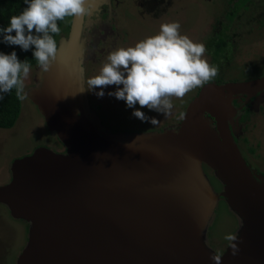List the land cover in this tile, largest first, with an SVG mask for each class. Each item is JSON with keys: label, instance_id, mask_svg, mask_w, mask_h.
Returning a JSON list of instances; mask_svg holds the SVG:
<instances>
[{"label": "water", "instance_id": "obj_1", "mask_svg": "<svg viewBox=\"0 0 264 264\" xmlns=\"http://www.w3.org/2000/svg\"><path fill=\"white\" fill-rule=\"evenodd\" d=\"M105 1L94 0V10ZM84 27L85 17L71 19L56 63L43 74L38 66L39 85L25 92L65 151L38 147L12 162L11 181L0 186V202L29 223L17 264H215L206 235L220 197L241 221L221 264H264V178L230 126L235 96L264 90V75L211 81L177 124L109 131L81 92Z\"/></svg>", "mask_w": 264, "mask_h": 264}, {"label": "rangeland", "instance_id": "obj_2", "mask_svg": "<svg viewBox=\"0 0 264 264\" xmlns=\"http://www.w3.org/2000/svg\"><path fill=\"white\" fill-rule=\"evenodd\" d=\"M139 1L140 0H124L121 2L122 7L125 5V7L127 6V8H129L125 9L127 10L125 14L129 15V23L131 24L126 30L129 31L130 34L132 31V35L128 36L126 42H118L117 39L119 37L115 39L109 53L121 47H132L130 46L132 38L137 40L134 41L135 45L147 37L158 34L161 24L179 22L182 35L188 36L193 42L203 43L206 46L205 58L214 66H216V63L211 60V54L206 45L207 37L213 32L212 24L220 19L221 16L225 15V11L229 8H225V4L230 5L228 10L234 7L239 8L240 6H242L240 10H242L245 6L243 0H159L161 2L155 4L160 8L159 16H157L159 18L156 19L151 13H144L141 8H139ZM261 1L262 0H259V2ZM151 4H153V2H151ZM155 5L154 7L151 6V8H156L157 6ZM129 10L136 15H131ZM153 14L155 15L154 12ZM71 19L72 18L66 19V24L61 31V36L65 35V31H67L66 27L71 23ZM253 19L257 20L256 18ZM137 27L138 33L136 35V32H133L131 29ZM245 28L246 27L242 28V30ZM259 31H261V29L255 26L251 38L249 35H246L250 42L255 41L253 43L254 46L247 43L245 38L239 39L241 44L239 45L238 52L234 55V58L231 59L230 55L226 56V58L230 60L227 59L222 61L221 64L227 66L222 68L228 70L225 69L226 71H220L221 75L218 79H222L223 82L226 80L246 81L255 79L256 77L258 78L259 75L264 74V60L262 59L264 58V43L262 40L256 39V36H264V33ZM116 41L117 43H114ZM108 55L109 54L105 57L102 56L100 68L107 62ZM220 57L222 56H219V58ZM104 60L105 63L103 62ZM248 60L249 62H247ZM37 72L38 67H31L29 75L24 79L25 92L36 86L35 83L38 84L36 82ZM98 74L99 73L96 72V75ZM199 88L192 90L182 99L173 97L172 103L174 108L168 117L147 108H140L139 104H137L136 108H139L140 111L160 121L156 126L141 122L132 115L134 109L128 108L123 100H118L114 96H109V92L116 91V86L105 88V95L102 98H98L97 95H95L96 100L94 103L100 106H96L94 109L109 131L134 132L160 130V128L167 125L169 126L181 119L187 105L192 97L197 94ZM96 91H99V89ZM42 146L57 152L65 151V145L59 140L56 133L48 129L44 116L26 95V98L22 100V109L16 124L10 128H0V186L8 184L11 181V167L14 160L25 157ZM205 170L214 189L217 192H221L223 190L222 182L217 178L210 167L205 166ZM240 224L241 221L238 215L232 211L227 199L225 197H220L207 231L206 236L208 245L216 253L222 254L229 246L228 244L231 243V241L225 239V236L229 234L235 236ZM28 229V222L23 219L14 218L8 207L0 202V264H17V258L28 240Z\"/></svg>", "mask_w": 264, "mask_h": 264}, {"label": "clouds", "instance_id": "obj_3", "mask_svg": "<svg viewBox=\"0 0 264 264\" xmlns=\"http://www.w3.org/2000/svg\"><path fill=\"white\" fill-rule=\"evenodd\" d=\"M24 2L27 7L19 15L11 16L9 25L0 29L2 42L19 46L22 51L34 46L32 55L41 73H47L57 61L55 36L61 33L57 22L91 16L94 0ZM180 29L179 22L164 23L158 34L139 41L134 47L110 52L99 74L89 78L87 88L81 92L99 89L95 94L102 98L105 88L116 86V91L109 92V96L123 100L128 108L134 109L132 115L141 122L158 125V119L147 116L136 105L168 117L174 108L173 97L182 99L192 90L209 84L219 72L218 66L211 65L205 58L206 46L182 35ZM30 70V62L20 61L15 51L0 52V100L13 89L17 98L24 100V79ZM225 239L236 241L237 238L229 234ZM231 249L235 256L239 250L237 244L232 243ZM210 258L215 264H221L220 255L213 254Z\"/></svg>", "mask_w": 264, "mask_h": 264}, {"label": "flooded vegetation", "instance_id": "obj_4", "mask_svg": "<svg viewBox=\"0 0 264 264\" xmlns=\"http://www.w3.org/2000/svg\"><path fill=\"white\" fill-rule=\"evenodd\" d=\"M123 1L124 0L105 1L97 9L93 10L91 16L85 17L84 36L87 42V49L85 51L86 57L84 60V67L86 81L95 76L96 72H100L102 56L105 57L109 54L113 41L119 37L117 39L118 42H126L128 36L132 35V31L130 34V32L126 30L131 23H129V15L125 14L127 6L125 7L124 5L122 7L121 5V2ZM151 2H153V4H151ZM158 2L161 1L140 0L138 6L144 13H151L154 18L158 19L159 17L157 16H159L160 8L155 5ZM243 2L245 6L242 10H240L242 6L228 10L230 5L225 4V8L229 7L227 8L228 11L226 10L225 15L221 16L220 19L212 24L213 32L207 37L206 45L209 39L212 37L215 38L216 35L223 36L225 39L226 47L224 48L223 53H221L224 54V57L219 58L221 54L217 55L216 51L213 52L214 49L209 50L211 60L216 63V66H218L220 75V71L228 70L222 68L227 67L221 64L222 61L227 59L230 60L229 58H226V56L231 55V59L234 58V55L238 52L239 45L241 44L239 39L245 38L247 43L253 45L255 41L250 42L246 35H249L251 38L255 26L261 29L259 32L264 33V0L261 2H259V0H243ZM154 5L157 7L154 9L151 8V6L154 7ZM129 12L131 15H136L130 10ZM253 18H256L257 20H254ZM244 27L246 28L242 30ZM131 30L136 32L137 35L138 27ZM256 39L262 40L264 43V36H256ZM117 41L114 43H117ZM134 41L137 40L132 38L130 46H135ZM262 59L264 60V58ZM103 62L105 63V60ZM247 62H249V60ZM263 75L264 74L259 75L258 77ZM213 81L218 82L216 78ZM35 85L37 86L39 83H35ZM200 89L201 88L197 91V94ZM96 90H87L89 102L92 107L99 106L94 103L96 100ZM195 96H193V98ZM233 104L236 108V114L230 123L233 136L254 175L258 178H264V90L252 94H238L235 96ZM178 122L170 124L169 126L177 124ZM164 127H162V129Z\"/></svg>", "mask_w": 264, "mask_h": 264}, {"label": "trees", "instance_id": "obj_5", "mask_svg": "<svg viewBox=\"0 0 264 264\" xmlns=\"http://www.w3.org/2000/svg\"><path fill=\"white\" fill-rule=\"evenodd\" d=\"M25 7H27V5L25 4L24 0H0V29L6 28L10 23L11 16L19 15ZM66 19L67 18H65V20L63 21L57 22L61 31L63 30L64 25L66 24ZM69 28H70V24H68L66 27L67 31H65V35L66 33H68ZM12 34L15 35L14 32ZM60 37H61V33L55 36L57 43ZM224 40L225 39L223 38V36L216 35L215 38L212 37L209 39L207 46L209 50L214 49L213 52L216 51V54L219 55L223 53L224 48L226 47V43ZM2 41H3V34H0V52H3L5 54H10L12 51H15L20 61L27 60L28 62H30L31 67H36V66L38 67L37 62L32 55L33 51L35 50L34 46L30 48L28 51H22L19 46L8 45L3 43ZM220 56L223 57V54H221ZM219 76L220 74L218 72V76H216V79L218 82L222 83L223 82L222 79H218ZM21 109H22V100H19L17 98L15 89H13L9 94H5L4 99L0 100V128L13 127L20 116Z\"/></svg>", "mask_w": 264, "mask_h": 264}]
</instances>
